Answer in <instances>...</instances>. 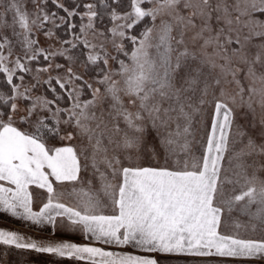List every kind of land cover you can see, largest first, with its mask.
<instances>
[{
	"label": "snow or ice",
	"instance_id": "obj_1",
	"mask_svg": "<svg viewBox=\"0 0 264 264\" xmlns=\"http://www.w3.org/2000/svg\"><path fill=\"white\" fill-rule=\"evenodd\" d=\"M0 264H264V0H0Z\"/></svg>",
	"mask_w": 264,
	"mask_h": 264
}]
</instances>
